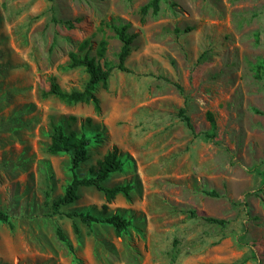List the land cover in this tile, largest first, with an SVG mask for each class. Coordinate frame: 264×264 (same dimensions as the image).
I'll return each instance as SVG.
<instances>
[{
    "label": "rangeland",
    "instance_id": "1",
    "mask_svg": "<svg viewBox=\"0 0 264 264\" xmlns=\"http://www.w3.org/2000/svg\"><path fill=\"white\" fill-rule=\"evenodd\" d=\"M153 3L0 0V264H264V0ZM110 24L136 36L130 72ZM86 39L114 67L100 111L43 96L53 81L84 91L85 69L65 66ZM59 131L90 139L80 178L116 147L122 170L103 185L129 194L82 187L53 214L73 179L71 154L49 152ZM73 212L131 224L118 236Z\"/></svg>",
    "mask_w": 264,
    "mask_h": 264
},
{
    "label": "trees",
    "instance_id": "2",
    "mask_svg": "<svg viewBox=\"0 0 264 264\" xmlns=\"http://www.w3.org/2000/svg\"><path fill=\"white\" fill-rule=\"evenodd\" d=\"M160 0H154L153 4H157ZM152 5L149 4L142 8V15L144 16L149 7ZM109 27L115 32L116 37L122 42L121 51L119 54V63L117 69L121 72H130L126 67V60L131 54V46L135 39V35H128L125 26L118 27L116 25L110 24ZM107 42L102 40L99 44L97 54L100 58H103L106 52ZM92 51V42L88 39L82 41L77 50L70 53L69 60L66 63L65 69L73 70L77 68H84L86 73L89 76L88 82L84 91H73L71 93L64 91L56 81L51 83L50 89L47 92H44L43 96H55L61 99H65L70 103H92L95 106L97 111H100V102L95 95V90L100 84L106 85L108 82L114 67L105 68L101 65L95 57L90 55ZM180 90L181 87L177 86ZM180 117L183 122L186 124L188 129L192 132L195 131L194 126L192 125L190 118L186 113V109H181L179 112ZM208 119L211 122L212 126L215 127V119L212 113L208 114ZM209 139L215 137L214 133L208 134ZM54 144L49 148L51 153L66 152L71 154V163L73 171V179L69 186L66 188L64 195L59 198L53 204V214H60L61 208L74 204L79 199L78 191L80 188H89L93 187L99 192L104 193L108 203L112 202L118 195H128L131 186H115L108 188L103 185V183L114 173H118L122 170V162L119 158V151L115 147L111 152H109L102 161H100L93 171V176L80 178L75 173V171L80 167L81 164L85 163L89 159V147L90 139L85 135H79L76 132H72L69 136L65 135L62 131H59L58 134L54 137ZM210 196H216L215 192L209 194ZM193 217H196L194 212H191ZM69 218L79 217L87 225L93 223L97 224H108L115 228L116 234L120 236L126 229L130 226L131 222L127 219H124L120 216H113L111 218L102 220L90 215L79 214L76 212L68 213ZM208 222L225 226L226 221L208 218ZM10 224V216L0 211V224ZM59 232V237L62 241H65L64 235ZM228 264V263H220ZM230 264H239V263H230Z\"/></svg>",
    "mask_w": 264,
    "mask_h": 264
}]
</instances>
